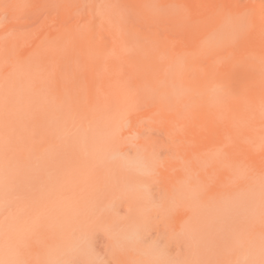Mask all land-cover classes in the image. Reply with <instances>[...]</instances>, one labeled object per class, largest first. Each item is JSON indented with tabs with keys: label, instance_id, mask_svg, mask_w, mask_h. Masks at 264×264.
I'll list each match as a JSON object with an SVG mask.
<instances>
[{
	"label": "rangeland",
	"instance_id": "374dc122",
	"mask_svg": "<svg viewBox=\"0 0 264 264\" xmlns=\"http://www.w3.org/2000/svg\"><path fill=\"white\" fill-rule=\"evenodd\" d=\"M0 2V264H264L263 54L192 68L120 15L89 34Z\"/></svg>",
	"mask_w": 264,
	"mask_h": 264
},
{
	"label": "bare ground",
	"instance_id": "6f19581e",
	"mask_svg": "<svg viewBox=\"0 0 264 264\" xmlns=\"http://www.w3.org/2000/svg\"><path fill=\"white\" fill-rule=\"evenodd\" d=\"M0 1H4V2H6V1L7 2H10V1H19L20 2L21 1L20 3L21 4L23 3V4L22 5H20L19 3L18 4L20 5V7L24 5L25 10H23V8H22L23 11H21V9H20V11L22 13H25L24 14V18H25V16L27 17V15H28V16L34 18L33 21L34 20L36 21V19H38V21H39L40 20L39 18H41L42 16L47 17V18H48V16H50V17L54 16L53 18H56L55 16H57V17L61 16V17H64V18H65V16L72 17L73 18L72 19L73 23L75 22L74 25L76 24L75 26L77 27V30L79 32H86V33H89V34H94L97 29L102 28V24H103L104 20H106L108 18H113L115 16L117 17V16L120 15V16H122V18H123L122 20L123 21L128 22V24H130L129 27L132 29V31H134L138 35L139 38L147 39L148 43L146 45H148L149 47H151L153 49L166 50V53L168 52L167 50H170L171 54H172V51H173V55H171L169 53L170 51L168 53H169L170 57L174 56V54L176 55V57L178 59L177 60L176 57H174L175 60H176V63L179 61V59H180V61H182V59H185V61L189 60L188 62L186 61L187 64H185L186 62L184 63L185 64L184 66L191 65V63L188 64L189 62H192V63L195 62V66L193 64L194 67H192V68L196 67V68L199 69L200 66H202V68H203L204 66H203L202 62L200 63V60L204 59V56L210 55L209 53L212 54V53H216L217 51L220 52L221 51L220 48H224V47H227V46H229V49L226 50V51L229 52V55L232 56V57L235 56V55L238 56V55H241L242 53H247V52L249 54L250 53L253 54V52H251V51L254 50V52L258 51V52H256L257 54H259V53L263 54V58H261V59H262V61L264 60V0H6V1L5 0H0ZM4 2L2 3V5L4 4ZM16 4H17V2H15V6H16ZM18 4L14 8L15 12H12L13 10L12 11L9 10L12 13V16H14L13 17L14 20H16L15 16L18 15L16 13V8L19 7ZM0 5H1V2H0ZM11 8H13V7H11ZM254 8H255V10H254ZM0 10H2V9H0ZM20 11L17 10V12H20ZM7 12L3 13V16H5V14L7 15ZM10 12L8 13L7 17H9V15L11 14ZM13 13H16V14L14 15ZM22 13H19L20 16L22 15V17H20V16L18 17L17 16V18H23V14ZM255 14H256V16H255ZM0 15L2 16V13ZM12 16L10 15V18H12ZM47 18H45V19H47ZM64 18H61V19L63 20ZM2 19H3V17H2ZM65 19L68 21L67 18H65ZM8 20H9V18H8ZM28 20H29V18H28ZM50 20H52V19H50ZM69 20H71V19H69ZM3 21L5 22L6 20L4 19ZM1 22H0V24H1ZM4 22H3L4 25L2 24L3 26H5V24L7 23V22L6 23H4ZM74 25H72V26H74ZM10 26L11 25L5 26V28H7V27L9 28ZM124 26L127 28V26L125 24H124ZM12 29H15V28H12ZM128 30H130V29H128ZM2 33H0V35ZM34 33H36V32H34ZM164 33H167L168 35L167 34L165 35ZM36 35H38V31H37ZM39 37H40V34H39ZM32 39H34V38H32ZM30 41H28V42L31 43ZM26 43L24 44L25 46H26ZM134 43H135V41H134ZM31 47H34V46H29L28 48L31 49ZM28 48L26 50H28V52H29ZM23 50H24V48L22 50H20V51H23ZM249 50H250V52H249ZM219 52L217 54H220V56H222L221 54L223 53V51L221 53H219ZM22 53L24 54V53H27V52H22ZM206 53H208V54H206ZM201 54H206V55H204L202 57ZM226 54H224V55H226ZM166 55H168V54H166ZM245 55L247 56V54H244V56ZM254 55L256 56V54H254ZM200 56L202 57V59H200ZM217 56H219V55H217ZM241 56H243V54ZM18 57H19V59L22 58L21 55L20 56L18 55ZM18 57L15 56L14 57L15 60L18 61L19 60ZM207 57L209 59V56H207ZM210 57L212 59V56H210ZM215 57L213 56V58H215ZM14 58H12V60H14ZM220 58L221 59H219L217 57L218 60H222L223 59V57H220ZM252 58L254 59V56ZM257 58H259L258 55L255 58L256 61L258 62ZM237 59H239V58H237ZM244 59H246V57H244ZM247 59H248V56H247ZM172 60H173V58H172ZM228 60H230V59H228ZM233 60L235 61V59H232V61ZM250 60L252 61V59H250ZM262 61H260V64L262 63V65H259V67L261 66V69H264V68H262V67H264V62H262ZM179 62H178V64H179ZM208 62L209 61H207V63ZM222 62H224V61H222ZM170 63H172V61ZM176 63H173V64H176ZM207 63H205L204 65L206 66ZM230 63H228L229 66H231ZM7 64H8V62H7ZM181 64L182 65H178V66H183L182 62H181ZM196 65L199 66V67H197ZM10 66L11 65L9 64L8 65L9 69H8L7 66H6V68L5 67L4 68L8 69V70H11ZM178 66L176 65V68H178ZM255 66H257V65H255ZM189 67H191V66H188L187 68H189ZM221 67L222 66H220V68ZM1 68H3V67H1ZM173 68L174 67H172V69ZM5 69H3V70L0 69V71L4 72ZM168 69H171V68L169 67ZM174 70H175V68L173 69V71ZM185 70H187L189 72L190 69H185ZM203 70H205V69H203ZM208 71L210 72V69ZM226 71L228 72L229 70H226ZM183 73H182V75H183ZM186 74H187V72L184 74L185 77H186ZM257 74H258V76H257L258 79H259V76L261 74L264 77V71L263 72H259ZM197 75H198V73H197ZM197 75L195 74L194 75L195 78H193L192 80H195ZM210 75H211V80L209 79L210 77L209 78L205 77V78L208 81L210 80V83L211 82L213 83V81H215L216 79L213 80L212 79V77H213L212 74H210ZM225 75H227V74H225ZM217 76H219V75H217ZM225 77H227V76H225ZM260 77H262V76H260ZM222 79H224V78L222 77L221 81H222ZM207 80H205V81H207ZM177 81H178V79H177ZM198 81H199V77H198ZM225 81H226V79H225ZM202 82L199 84V82L197 83V81H196V83L199 84L200 86H202L201 85ZM217 82L219 83L220 81H217ZM204 83H207V82H204ZM190 84L191 85H189V87L192 88V83H190ZM199 85H198V88L201 89L202 87H199ZM206 85H209V84H206ZM194 86H195V84H194ZM175 87H177V86H175ZM195 88L197 89L196 86H195ZM192 89L188 90V92H190ZM205 89H206V87H205ZM197 90L199 91V89H197ZM167 91L165 93H167ZM176 91H177V89H176ZM194 91H196V90H194ZM156 92H157V90H156ZM154 93H155V91H154ZM158 93H159V91H158ZM194 93L195 92H193V93L190 92L188 95L194 94ZM196 94H197V91H196ZM198 94H199V92H198ZM152 101H153V99H152ZM178 101H180V100H178ZM153 103H154V101H153ZM162 104H164V103H162ZM167 106H168V104H167ZM150 108H152V107L149 106V109ZM159 110H161V109H159ZM145 112H143V114H145ZM138 113H136V114H138ZM154 113H156V112H154ZM139 117H141V116H139ZM134 118H135V116H134ZM129 125H130V123H129ZM127 127H128V129H131V128H129L130 126H127ZM120 136H122V134ZM139 143H141V142H139ZM143 144H145V143H143ZM145 146H146V144H145ZM146 151H148V150H146ZM257 175H258V173H257ZM263 175H264V173L261 174V176H263ZM261 176L259 178H261ZM261 179L258 180V181L261 182L262 181ZM251 180H253V179H251ZM249 182L250 181H248V183ZM263 182H264V180L262 181V183ZM250 185H252V186H250ZM250 185H248V186H250V188L253 187V182ZM255 185L256 184H254V186ZM258 185L260 187V185H262V184L260 183ZM258 185H256L254 187V189L252 188L253 190L251 189L252 191H250V192H252V195H253V192H254L255 188H256V190H259ZM248 186H247V188H248ZM256 192H258V191H256ZM242 193H241V195H242ZM258 194H260V192ZM258 194L256 193L257 197H258ZM248 195H250V194L247 193L246 196H248ZM252 195H250L251 198H254L256 196V195L255 196H252ZM245 197L242 199L243 201L244 200L248 201V199L250 201V198L246 199L247 197L246 198ZM257 197H255V198H257ZM258 199H257V201H258ZM60 200H61V202H63L62 199H60ZM236 200H237V198H236ZM242 200H240L238 202L240 203ZM234 201L235 200H233V205H234ZM255 201H256V199L254 200L253 203H255ZM246 203H248V202H246ZM246 203L245 204L242 203V205H245V206L241 205L242 209H243V207L244 208L247 207ZM251 203H252V201H251ZM247 205H250V203L247 204ZM228 206L230 207L231 205H228ZM234 206H235L234 208L236 210L238 208V206H240V204L239 205L235 204ZM263 206H264V204H263ZM241 208L239 207L237 209L238 210V214H240V215L242 214V210H241V212H239V210ZM228 210H230V209H228ZM235 210H233V211H235ZM233 211L231 212L232 215H230V213H228L231 217L236 215L235 212H233ZM227 212H226V214H227ZM236 213H237V211H236ZM223 214H224V217L227 216L224 212H223ZM233 214H235V215H233ZM220 216H221V214H220ZM237 217L238 216H235V218H236L235 221H237ZM228 218H230V217H228ZM218 219H221V218H218ZM225 219H227V218H223L224 221H225ZM233 219H234V217L231 219L234 222ZM231 220L229 219L227 221L228 224H229V221H231ZM238 220H240V219H238ZM208 221H209V225H211L212 222L210 220H208ZM213 221H217V220L215 219ZM222 221L220 220V222H222ZM232 223H230V225ZM205 225L208 227V223H206ZM199 261H201V260H199Z\"/></svg>",
	"mask_w": 264,
	"mask_h": 264
}]
</instances>
